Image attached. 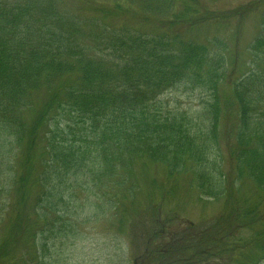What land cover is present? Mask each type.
I'll list each match as a JSON object with an SVG mask.
<instances>
[{"label": "trees", "instance_id": "1", "mask_svg": "<svg viewBox=\"0 0 264 264\" xmlns=\"http://www.w3.org/2000/svg\"><path fill=\"white\" fill-rule=\"evenodd\" d=\"M76 1L88 9L0 0V225L8 229L0 237L22 245L9 264L26 262L30 234L56 231L72 182L115 204L133 193L134 164L164 170V180L147 179L157 194L181 174L195 196L213 199L250 182L248 204H236V216H247L239 228L263 232L264 31L236 53L221 39L233 29L237 43L262 0L231 9L201 0ZM131 16L154 33L123 23ZM203 26L215 29L208 41L183 38ZM183 83L205 96L191 114L160 100Z\"/></svg>", "mask_w": 264, "mask_h": 264}, {"label": "rangeland", "instance_id": "2", "mask_svg": "<svg viewBox=\"0 0 264 264\" xmlns=\"http://www.w3.org/2000/svg\"><path fill=\"white\" fill-rule=\"evenodd\" d=\"M66 1L63 3L68 9L89 7L76 0ZM261 2L244 19L237 43L229 35L233 29L221 33V39L227 40L233 53L236 47L246 49L257 29L263 27L264 31V20L263 25L260 21V17L264 18V0ZM201 3L215 9L256 4L255 0H201ZM123 23L154 33L137 16L124 18ZM214 31L207 26L196 27L183 31V38L208 41ZM225 53L226 57L230 55L228 51ZM187 87L190 86L183 83L163 93L160 100L165 108L189 114L197 111L205 96ZM26 115L29 120L33 117L31 111ZM223 145L222 141L225 152ZM132 170L136 174L133 193L115 204L111 198L93 193L91 186H75L72 182L64 191V205L54 222L56 231L28 236L24 264H264V231L260 232L262 229L256 225L239 228V219L247 216L241 213L236 216V204H248L246 195L253 188L250 182L229 184L224 196L213 199L195 196L193 186L184 178L187 175L181 174L175 186H170L165 194H157L158 186L152 187L147 179L158 175L157 181L164 180L162 168L139 169L134 164ZM3 230L8 232L0 225V231ZM6 238L0 237V254L7 252L8 257L0 264H9L21 254L16 250L22 245L18 246L13 236Z\"/></svg>", "mask_w": 264, "mask_h": 264}]
</instances>
